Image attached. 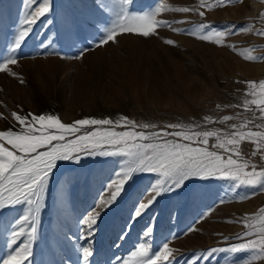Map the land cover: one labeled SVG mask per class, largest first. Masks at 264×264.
<instances>
[{"label": "rangeland", "instance_id": "obj_1", "mask_svg": "<svg viewBox=\"0 0 264 264\" xmlns=\"http://www.w3.org/2000/svg\"><path fill=\"white\" fill-rule=\"evenodd\" d=\"M41 2L0 0V61L11 54V46L23 30L26 18L31 19L30 14L35 13ZM250 2L129 0L125 5L122 0H50L51 10L36 20L16 50L17 64H9V72H0V131H21L13 113L21 116L43 113L55 114L66 124L83 118H108L113 123L103 127L116 131L217 132L219 140L209 136L207 145L196 146L247 163L245 171H252L253 165L256 171L264 170V148H257L247 139L229 146L230 151L216 147L231 139L234 132L264 133L260 111L251 103L245 108V103L254 98L248 94L252 87L246 82L255 81L259 92V83L264 81V35L258 34L264 32V0H256L254 12L247 16L245 11ZM183 8L189 11H180ZM122 9L130 15L150 17L155 24L149 34L159 43L156 53L160 60L155 59V70L152 68L148 75L137 77L130 85L128 78H121L114 90L108 86L113 74L96 77L95 65L94 77L92 74L83 85V93L87 95L83 94L67 115L55 110L53 95L60 87L52 83L48 86L50 76L48 81L33 77L26 62L50 58L56 65L68 67L71 77L65 83L75 89L79 86L76 69L82 68L85 54L103 48L99 55V60H103L102 56L116 46V40L125 35L135 42L145 41L141 33L118 30L113 41L99 43ZM157 21L161 24H156ZM164 21L169 24L163 26ZM203 36L211 38L205 40ZM168 40L173 44H168ZM112 44L115 45L111 48ZM81 50H85L83 55ZM36 79L42 87L38 90L32 86ZM68 92L67 87L66 96ZM108 96L113 98L111 102ZM124 118L135 126L126 125ZM145 124L150 127L143 128ZM93 130V126L86 129ZM83 134L85 130L76 135ZM2 142L10 147L6 141ZM103 150L117 151L112 147ZM81 156L78 162L60 160L54 165L36 214V235L30 244L32 254L28 264H84L82 247L89 244L92 255L88 264H124L140 243L155 253L166 242L176 256L173 264H190L198 257L199 264H264V253L228 250L232 245L261 238L264 189L259 185L243 186L239 181L219 177L191 178L182 187L157 196L137 218L133 216L137 205L155 195V191L146 193L162 178L156 173L133 174L116 202L103 211L99 201L110 194V182L120 179L117 173L126 165L127 158L120 154ZM0 203L4 205L0 207V264H3L9 253L27 242L25 235L12 243L13 233L31 232V220L25 223L22 219L29 214L26 203L10 205L6 194ZM90 211L102 214L94 225V236L86 240L81 235V221ZM249 224L255 227L249 228ZM147 226H152L153 231L145 236ZM246 231L253 234L243 237L241 234ZM213 248L218 250L209 254Z\"/></svg>", "mask_w": 264, "mask_h": 264}, {"label": "snow or ice", "instance_id": "obj_2", "mask_svg": "<svg viewBox=\"0 0 264 264\" xmlns=\"http://www.w3.org/2000/svg\"><path fill=\"white\" fill-rule=\"evenodd\" d=\"M35 2V0H33ZM129 0H122L123 4H128ZM223 3L230 0H222ZM51 10L50 0H42L35 13H31V19L26 18L23 30L15 38L10 49V55L3 61H0V72H9V64L16 65L18 56L16 50L21 46L25 38L29 35L31 27L36 20L47 14ZM180 11H189L188 8ZM156 24H161L157 21ZM168 21L163 22L167 26ZM201 28L210 27L200 25ZM155 24L151 22L150 17H138L130 15L121 10L116 22L107 31L106 35L99 41L100 44L106 41H113L117 31L141 33L148 37L154 31ZM188 31V30H186ZM194 31V30H193ZM264 35V32H259ZM205 40L210 36H203ZM173 44L172 40L167 41ZM219 43V40H217ZM85 50H81L83 55ZM256 59V57H250ZM24 83V81H21ZM252 87L248 93L254 97L248 103L255 105L260 111L261 118H264V81L259 83V92L256 91L255 81L246 82ZM259 97L256 99L255 97ZM15 120L21 126V131L16 132L11 129L0 131V198L6 199L10 205L26 203L29 205V214L22 219L25 223L31 220V232L25 233L23 230L13 233L12 243L18 236L27 235V242L20 248L14 249L3 259V264H28L31 256L30 244L36 235V214L40 211V201L47 187L50 174L57 161L73 160L78 162L82 153L88 155H116L120 154L127 158L126 165L117 173L120 179H113L108 185L110 194L107 198L101 197L99 206L104 210L111 207L121 195L124 185L131 179L133 174L146 172L156 173L162 179L157 180L153 188L146 193L155 191V195L147 200L146 203L140 202L134 213V217H141L155 202V198L165 192L172 191L173 188H180L184 182L191 178H227L239 181L243 186L259 185L264 189V170L256 171L255 165L252 171H245L249 167L247 163H239L231 155L227 158L221 156L215 151H209L206 147L196 145H207L209 136H216L217 132L204 133H186L175 132H151L144 131H116L103 126L111 125V119L83 118L75 120L71 124H66L55 114H35L29 113L28 116H21L13 113ZM30 117V119H29ZM225 120L228 117H224ZM126 125L134 127L133 121L124 118ZM88 126H93L95 130L86 131ZM143 128L150 127L145 124ZM176 128L178 125H170ZM235 127V125H233ZM82 130L85 134L76 135ZM175 139H168L167 137ZM242 139H247L257 145V148H264V133L260 132H241L232 133L231 139H225L218 143L216 147L230 151L229 146H234ZM6 141L10 147L5 146ZM159 141V142H155ZM188 141V142H182ZM112 147L116 152H108L104 148ZM255 155V152L253 153ZM264 155V153H262ZM254 194V193H253ZM223 202V201H221ZM4 205L0 203V207ZM102 212H89L81 221L83 227L81 235L84 239L90 240L94 236L96 224ZM264 224V221H262ZM249 228L255 227L253 224ZM195 229H190L194 231ZM153 227L147 226L145 236L152 233ZM253 233L244 232L241 235L248 237ZM178 237H173L176 239ZM251 249L259 253H264V229L261 231V238L257 240H247L246 243L232 245L229 251L237 252ZM218 249H210L209 254ZM223 250V249H221ZM92 255L91 244L88 247H82V260L88 264L89 257ZM199 257L192 260L190 264H199ZM176 260L174 250L166 242L160 251L150 253V249L144 243H140L129 257L124 260V264H173Z\"/></svg>", "mask_w": 264, "mask_h": 264}, {"label": "bare ground", "instance_id": "obj_3", "mask_svg": "<svg viewBox=\"0 0 264 264\" xmlns=\"http://www.w3.org/2000/svg\"><path fill=\"white\" fill-rule=\"evenodd\" d=\"M255 8H256V0H251L250 7L245 11V15L250 16L254 12ZM159 39H162V38H159ZM142 41L143 40L139 42H135L130 36H126V35L125 37L121 36L118 38V41L116 40L115 42L116 46H114L115 44L114 45L112 44L111 48L114 46V49H112L110 53H108L107 56L105 57L102 56L103 60H99V55L101 51H103L102 50L103 48L102 49L96 48L92 50L91 52L85 54V56L83 57V61L85 60L82 66L83 69L81 68V66L79 67L76 66V68L78 67L76 69V72L78 75L77 78L79 79V81L78 80L76 81L79 82V86L75 87V89L73 90H71V88L69 87L70 85L68 86V84L65 83L67 79L71 77V75H69L71 74L69 71V68L63 66L62 64L56 65L55 64L56 62L53 63L52 62L53 60L50 58L37 59L35 61H30V62L28 61L26 62V64H28L27 69L33 77L41 81L45 79L48 81L47 77L50 76L51 82L48 84V86H50L52 83V84H55L57 88L60 87L59 91L57 89L54 95L52 94L55 100V103L53 104H54L55 110L67 115V113L71 110V108L74 107V104H76L78 100H80V98L83 97V94L87 95L83 93L85 89L84 88L85 86L83 85L87 83V81L90 78H92L91 76L93 74L92 67L95 65H97L94 68V70L96 71L95 73L96 77H101L103 73L107 75H109L110 73L113 74V77L116 79L112 78L111 76L112 81L111 83H109L108 86L110 88L112 87L114 90H116L114 85H116V83L118 85V82H119L118 80H121V78L122 79L128 78L129 79L128 85H130L131 83L134 82V80L137 77L140 78V76L144 77L145 75H148L152 71L154 64L157 62V60L155 61V59L160 60V58H158L160 55L157 56L158 52L156 53V48H158L157 44L159 43L155 39V36H151V35L146 37L145 41L143 42ZM147 41L150 43L148 44ZM161 43L162 42H160V44ZM117 52H119L121 55ZM93 77H94V74H93ZM37 79L34 82H32L34 83V85L31 84L33 87L35 86L34 88L36 90H38V88H42L40 82L39 83L37 82ZM67 87L69 91L68 93H70L69 96H66ZM23 90L25 91V89ZM39 93L41 95V92ZM112 96L115 97L114 95ZM107 100L108 102H111L113 98L108 96Z\"/></svg>", "mask_w": 264, "mask_h": 264}]
</instances>
